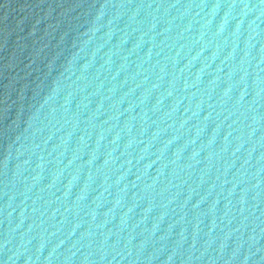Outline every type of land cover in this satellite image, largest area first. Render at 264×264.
<instances>
[{
    "label": "water",
    "instance_id": "obj_1",
    "mask_svg": "<svg viewBox=\"0 0 264 264\" xmlns=\"http://www.w3.org/2000/svg\"><path fill=\"white\" fill-rule=\"evenodd\" d=\"M0 264H264V0H0Z\"/></svg>",
    "mask_w": 264,
    "mask_h": 264
}]
</instances>
